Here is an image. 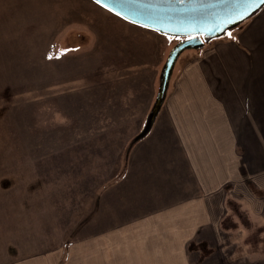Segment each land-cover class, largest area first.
Instances as JSON below:
<instances>
[{
	"label": "rangeland",
	"instance_id": "1",
	"mask_svg": "<svg viewBox=\"0 0 264 264\" xmlns=\"http://www.w3.org/2000/svg\"><path fill=\"white\" fill-rule=\"evenodd\" d=\"M182 40L129 23L91 0H0V251L7 264H139L151 254L153 264H264V222L251 226L264 200L246 185L258 173L208 193L203 219L188 229L175 232L171 222L169 231L156 217L169 209L157 198L170 191L173 174L164 166L165 144L147 137L149 130L140 133L168 54ZM249 41L244 55L264 57V5L217 42L185 49L176 61L240 57L228 49H246ZM239 144L252 153L248 142ZM226 196L234 198L226 202L232 225L244 227L248 212L251 221L249 234L231 239L249 237L250 245L229 244L220 223L230 206L217 208ZM144 221L146 228L153 224L148 237L134 233ZM146 259L141 264L151 262Z\"/></svg>",
	"mask_w": 264,
	"mask_h": 264
},
{
	"label": "crops",
	"instance_id": "2",
	"mask_svg": "<svg viewBox=\"0 0 264 264\" xmlns=\"http://www.w3.org/2000/svg\"><path fill=\"white\" fill-rule=\"evenodd\" d=\"M98 10L102 11V9ZM215 40L210 41L209 44L217 42L218 39ZM250 43L249 41L246 44V49H239L237 46L228 49L229 52H237L240 57L205 56L182 57V59L180 57L181 60L178 59L174 63L178 65L173 66L172 71L171 82L175 83L173 94L169 96L167 91L146 134L150 139L156 140L160 147L163 143L167 148L161 151V154L165 157L164 166L173 176L167 178L170 191H165L157 199L161 206L165 205L166 209H169L166 213L160 212L163 214L159 213L156 217L160 222L165 223L169 231L171 222H177L175 232L198 224L204 217L200 215L204 214L210 206L208 193L235 188L236 182L243 174L247 180L249 173H258L256 180L252 182L253 185L249 183L246 185L251 189L254 186L255 197L261 201L264 200V184L262 185L264 180V57H246L244 53ZM257 43L262 42L256 40ZM186 59H189L187 64H185ZM247 142L252 146L250 150L252 153L247 152L248 146L239 144ZM170 143H173L178 150L171 149ZM240 150H244L240 155L241 161L233 162V159L238 157L237 151ZM145 152H141L144 157L147 155ZM254 165H257L256 170L252 169ZM172 169L176 170L175 174L180 175L174 178ZM167 180L163 182L167 183ZM160 182L156 180V183ZM205 182L207 184H204ZM159 185L163 190H167L161 184ZM173 188L178 190L176 195L172 194ZM255 189H259V193ZM227 197L218 201L217 208L221 210L219 208L221 206H230L228 213L221 212L223 219L220 223L224 233L228 232L227 239L230 244L237 239L236 237L231 239L233 234L241 238L245 229H251V226L258 228L257 223L264 222V209H261V213L252 215L254 218L252 222L249 219L250 213H246L248 220H243L246 225L242 227L240 224L239 228H236L232 225V222L236 221L231 214L233 208L231 204L226 203L232 202L234 198ZM175 198L180 201L174 203L171 199ZM259 204L264 206L262 202ZM10 219L12 226L13 215ZM154 221L155 218L152 219V222ZM249 221L250 227L247 226ZM5 224L4 219L2 220L4 229ZM151 226L146 228L144 221L138 226L141 230L134 233L148 237ZM179 228L180 231H178ZM247 231H244L245 235L249 234ZM158 237L163 240V235L160 233ZM240 238L237 239L238 244H235V247L250 245L249 237H245L246 241L244 239L241 241ZM227 243L228 241L224 244ZM160 249L162 250V245ZM248 251L249 249L246 253ZM2 252L3 260L0 256V264H7L6 251L2 249ZM2 252L0 251V255ZM180 252V249L175 252L178 262L182 261ZM150 253L152 251H147V255ZM147 257L151 260L148 264H153V254ZM146 258L144 257L139 264L146 262Z\"/></svg>",
	"mask_w": 264,
	"mask_h": 264
},
{
	"label": "water",
	"instance_id": "3",
	"mask_svg": "<svg viewBox=\"0 0 264 264\" xmlns=\"http://www.w3.org/2000/svg\"><path fill=\"white\" fill-rule=\"evenodd\" d=\"M262 6L252 11L249 16L258 11ZM142 11V8L130 6V11L124 20L130 23H133L131 21H136L133 24L138 26L147 25L144 28L167 37L185 38L172 48L162 68L156 100L149 113L147 125L140 134L145 135L163 103L173 65L181 52L188 48L199 47L205 42L220 37L226 29L236 26L249 16L242 20L224 24L225 20L231 18L233 14L232 8L230 5L226 6L219 3V0H204V3H197L195 5L160 4L151 11V18L147 19L141 14ZM221 27L224 29L223 31L219 30Z\"/></svg>",
	"mask_w": 264,
	"mask_h": 264
},
{
	"label": "snow or ice",
	"instance_id": "4",
	"mask_svg": "<svg viewBox=\"0 0 264 264\" xmlns=\"http://www.w3.org/2000/svg\"><path fill=\"white\" fill-rule=\"evenodd\" d=\"M94 2L122 19L127 18L130 6L142 8L141 14L147 19L151 18L150 13L157 5H195L204 3V0H94ZM219 3L226 6L230 5L232 8L233 14L231 18L224 21V24H228L249 16L252 11L264 5V0H219ZM131 22L136 23V21ZM140 26L147 27V25ZM219 30L223 31L224 29L221 27ZM227 36L229 39H234L231 32H228ZM49 58L51 59L52 57Z\"/></svg>",
	"mask_w": 264,
	"mask_h": 264
},
{
	"label": "trees",
	"instance_id": "5",
	"mask_svg": "<svg viewBox=\"0 0 264 264\" xmlns=\"http://www.w3.org/2000/svg\"><path fill=\"white\" fill-rule=\"evenodd\" d=\"M141 134V133H140ZM140 135H138V137H139Z\"/></svg>",
	"mask_w": 264,
	"mask_h": 264
}]
</instances>
